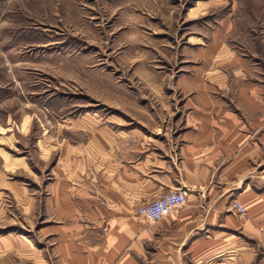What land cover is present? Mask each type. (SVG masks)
I'll return each instance as SVG.
<instances>
[{"label": "rangeland", "instance_id": "rangeland-1", "mask_svg": "<svg viewBox=\"0 0 264 264\" xmlns=\"http://www.w3.org/2000/svg\"><path fill=\"white\" fill-rule=\"evenodd\" d=\"M198 78L218 95L264 85V0H0V235L53 248L46 187L75 119L166 149L199 92L182 81Z\"/></svg>", "mask_w": 264, "mask_h": 264}, {"label": "crops", "instance_id": "crops-1", "mask_svg": "<svg viewBox=\"0 0 264 264\" xmlns=\"http://www.w3.org/2000/svg\"><path fill=\"white\" fill-rule=\"evenodd\" d=\"M239 68L236 77L245 73ZM212 81H182L199 92L185 102L184 129L166 149L135 131L83 125L85 117L61 131L43 206L53 248L0 235V264L8 256L26 264H264V85L237 79L234 94L218 95ZM176 189L187 192L183 207L156 223L137 215Z\"/></svg>", "mask_w": 264, "mask_h": 264}, {"label": "built area", "instance_id": "built-area-1", "mask_svg": "<svg viewBox=\"0 0 264 264\" xmlns=\"http://www.w3.org/2000/svg\"><path fill=\"white\" fill-rule=\"evenodd\" d=\"M187 201V192L182 189H176L141 205L136 212L138 216L147 219L151 223H156L172 212L183 207ZM232 209L240 217H244L246 214L245 205L239 201L234 202Z\"/></svg>", "mask_w": 264, "mask_h": 264}]
</instances>
